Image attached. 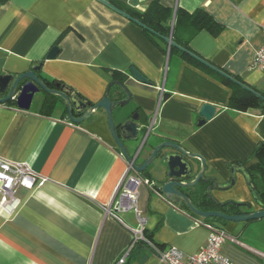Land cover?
Instances as JSON below:
<instances>
[{"label": "crops", "instance_id": "crops-1", "mask_svg": "<svg viewBox=\"0 0 264 264\" xmlns=\"http://www.w3.org/2000/svg\"><path fill=\"white\" fill-rule=\"evenodd\" d=\"M111 1L138 11H144L148 3L133 7L132 0ZM159 3L188 13L203 9L222 30L215 36L205 30L196 34L188 43L193 53L189 58L204 66L195 56L264 95V71L252 67L264 43V0ZM177 36L185 40L188 33L180 30ZM167 45V53L161 51L140 26L99 0L0 4V75L17 77L40 64L39 78L64 85L92 105L104 97L110 83L120 82L132 98L125 107L114 109L113 120L118 125L138 113V139L123 141L131 159L141 149L137 165L157 145L170 141L204 160L206 178L227 185L230 168L239 164L246 168L255 146L264 142V115L257 109L228 108L230 88L195 64L169 55L171 45ZM53 48L56 55L47 59ZM131 68L149 84L135 81ZM46 95H35L28 111L18 109L14 101L0 104V159L27 166L40 180L30 190L16 191L21 201L16 210L0 209V264H118L122 258L123 264H164L157 259V251L172 247L193 255L206 242V225L225 231L229 240L220 253L230 263L262 264L264 218L203 220L182 203H168L157 190L164 171L160 156L138 174L152 187L138 186L137 214L120 213L121 222L106 214L127 166L104 112L98 110L75 125L66 119L61 100H49ZM125 98L118 87L110 89L112 101ZM202 105L214 107L215 114L197 126ZM166 152L171 150L162 151ZM192 166L195 175L200 163L193 160ZM208 185L200 182L195 191L200 193ZM256 187L264 192L262 183ZM211 196L219 203L249 204L240 214L264 210L237 171L231 188L212 189ZM138 218L143 219V234L154 249L134 243L132 229L139 227Z\"/></svg>", "mask_w": 264, "mask_h": 264}, {"label": "water", "instance_id": "water-1", "mask_svg": "<svg viewBox=\"0 0 264 264\" xmlns=\"http://www.w3.org/2000/svg\"><path fill=\"white\" fill-rule=\"evenodd\" d=\"M102 4L118 12L128 20L142 27L138 22L131 19L128 15L113 7L104 0H99ZM138 3H147L151 0H137ZM169 45L177 47L169 39H163ZM179 48V47H177ZM180 49V48H179ZM57 53V49L53 48L47 55V59H52ZM199 63L207 67L208 69L214 71L220 76L228 79L235 85L239 86L241 89L249 92L250 94L260 98L264 101V97L254 92L252 89L248 88L244 84L236 81L232 77H229L219 69L209 65L208 63L192 56ZM40 70V64L37 66H32L30 70L26 71L15 77L14 75H0V104H5L9 101H14L17 108L23 111H28L35 95L43 92L49 96L56 97L61 100L66 111V119L75 125L81 124L84 121L89 120L98 110H101L105 114L107 126L110 135L116 145V148L120 151L122 156L125 158L126 162H133V169L137 174L145 172V170L156 160L157 157H161L160 161L163 165V179L160 181L161 185L157 187L158 193L170 204L176 205L182 203L185 208L203 220L219 219L224 222H247L251 220H258L264 218V210H258L250 213H243L239 215H226L221 212L210 211L203 212L198 210L192 203V200L188 196L187 190L195 191V188L200 182L210 183L206 189L203 191L204 196L215 200L211 196L212 189L227 190L231 188L235 183V171L240 172L244 177L246 185L252 194L254 202L259 205V199L256 196V188L243 167L233 165L230 168L229 183L227 185H218L216 180L206 178L205 173V163L204 160L197 154L189 153L180 145L174 142H163L157 145L149 155V157L143 161L140 165L135 163L140 150L131 159L127 154L126 148L123 145V141H136L139 137V125H138V113L130 116L123 122L115 125L113 120V111L117 107H125L129 104L131 100V94L126 89V87L120 82H112L108 85L104 97L96 104H91L90 102L78 97L77 95H72V91L61 85L60 83H54V87L50 88L44 80L37 76V72ZM132 78L143 84H149V82L135 69H130ZM116 86L125 95V99L121 101H112L110 99V89ZM200 119L197 121V126L204 125L207 121L211 120L215 114V108L210 105H202L199 110ZM164 149H169L171 152L162 153ZM197 160L200 163L198 172L193 174L192 161ZM217 202V201H216Z\"/></svg>", "mask_w": 264, "mask_h": 264}, {"label": "trees", "instance_id": "trees-1", "mask_svg": "<svg viewBox=\"0 0 264 264\" xmlns=\"http://www.w3.org/2000/svg\"><path fill=\"white\" fill-rule=\"evenodd\" d=\"M7 0H0V4ZM113 7L122 11L128 15L131 19L138 22L142 27L144 35L161 51L167 53V43L163 39H170L177 47H169V55L177 56L179 59L187 60L196 66L200 67L209 76L215 78L220 83L228 86L231 90V96L229 99L228 108L232 110L245 112L249 109H257L264 115V101L260 98L250 94L249 92L241 89L237 85L230 82L228 79L212 72L208 68L199 65L197 62L192 60L190 57L193 54L188 46L189 41L200 31H207L211 35H217L221 30L222 26L215 22L203 9H197L192 13H188L180 8L174 10L163 7L159 0H151L146 4L144 11H138L134 8L121 7L111 0H104ZM132 6H137L139 3L137 0H132ZM173 22V23H172ZM186 31L188 33L187 38H177L179 31ZM159 42L164 45L162 49ZM45 82V81H44ZM50 88L54 87V83L50 84L45 82ZM57 83V82H55ZM112 88V87H111ZM49 100L53 97L46 95ZM80 97L79 95H77ZM264 96V95H263ZM81 98V97H80ZM53 106V104H50ZM244 165V164H242ZM236 165V166H242ZM243 167V166H242ZM250 176L256 190V196L259 199L260 206L264 209V192L257 190L256 184L262 183L264 186V142H259L253 149L250 157L248 158V166L244 168ZM211 205L220 209L223 214L226 215H239L242 208L249 209L250 205L247 203H213ZM142 243V242H141ZM144 245V243H142Z\"/></svg>", "mask_w": 264, "mask_h": 264}, {"label": "built area", "instance_id": "built-area-1", "mask_svg": "<svg viewBox=\"0 0 264 264\" xmlns=\"http://www.w3.org/2000/svg\"><path fill=\"white\" fill-rule=\"evenodd\" d=\"M252 67L264 71V43L256 51ZM71 125V124H70ZM133 162H126V173L116 189L112 205L105 209L106 214L121 222L120 213L132 211L137 214V188L141 184L152 187V183L141 178L133 169ZM40 180L30 171V169L20 163H12L0 159V209L7 213L16 210L21 201L16 196L19 188L32 189ZM139 219V227L132 229L134 234V243L142 242L150 248L153 245L143 234V219ZM208 236L205 244L193 255H184L176 248H168L165 251L156 252L157 259L164 264H232L224 257L220 251L222 245L229 240L225 231L206 225ZM262 264H264V255H260ZM124 258L118 261L123 264Z\"/></svg>", "mask_w": 264, "mask_h": 264}, {"label": "flooded vegetation", "instance_id": "flooded-vegetation-1", "mask_svg": "<svg viewBox=\"0 0 264 264\" xmlns=\"http://www.w3.org/2000/svg\"><path fill=\"white\" fill-rule=\"evenodd\" d=\"M203 191H201L200 193L196 191H191L190 193H188V196L192 200L193 205L198 210L203 212H210V211L222 212L220 209L210 204V202L213 203H219V202H216V200H213L211 198L205 197Z\"/></svg>", "mask_w": 264, "mask_h": 264}, {"label": "rangeland", "instance_id": "rangeland-1", "mask_svg": "<svg viewBox=\"0 0 264 264\" xmlns=\"http://www.w3.org/2000/svg\"><path fill=\"white\" fill-rule=\"evenodd\" d=\"M141 139V138H140Z\"/></svg>", "mask_w": 264, "mask_h": 264}]
</instances>
